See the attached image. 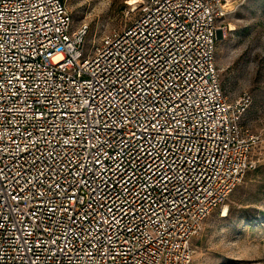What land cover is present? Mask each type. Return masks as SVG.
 I'll return each instance as SVG.
<instances>
[{"label": "built area", "instance_id": "2783aa9c", "mask_svg": "<svg viewBox=\"0 0 264 264\" xmlns=\"http://www.w3.org/2000/svg\"><path fill=\"white\" fill-rule=\"evenodd\" d=\"M225 2L144 0L87 49L64 0H0V264H191L256 167L215 66Z\"/></svg>", "mask_w": 264, "mask_h": 264}, {"label": "rangeland", "instance_id": "374dc122", "mask_svg": "<svg viewBox=\"0 0 264 264\" xmlns=\"http://www.w3.org/2000/svg\"><path fill=\"white\" fill-rule=\"evenodd\" d=\"M129 0H64L74 30L86 32L91 49L137 17ZM218 22L215 66L227 102L247 98L242 126L259 136L252 149L255 168L226 203L211 213L191 241V264H264V0H226ZM227 207L223 214L222 210Z\"/></svg>", "mask_w": 264, "mask_h": 264}, {"label": "bare ground", "instance_id": "6f19581e", "mask_svg": "<svg viewBox=\"0 0 264 264\" xmlns=\"http://www.w3.org/2000/svg\"><path fill=\"white\" fill-rule=\"evenodd\" d=\"M138 3H140V0H129L128 4L132 7L133 10L137 8Z\"/></svg>", "mask_w": 264, "mask_h": 264}, {"label": "water", "instance_id": "95a60500", "mask_svg": "<svg viewBox=\"0 0 264 264\" xmlns=\"http://www.w3.org/2000/svg\"><path fill=\"white\" fill-rule=\"evenodd\" d=\"M218 37H219V32L217 33V36H216V39L218 40Z\"/></svg>", "mask_w": 264, "mask_h": 264}]
</instances>
